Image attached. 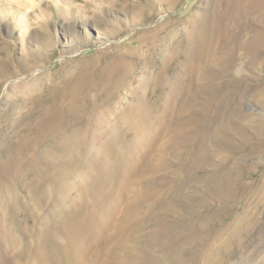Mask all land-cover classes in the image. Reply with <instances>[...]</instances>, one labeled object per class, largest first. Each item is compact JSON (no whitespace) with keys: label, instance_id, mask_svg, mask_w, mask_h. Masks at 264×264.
Segmentation results:
<instances>
[{"label":"bare ground","instance_id":"1","mask_svg":"<svg viewBox=\"0 0 264 264\" xmlns=\"http://www.w3.org/2000/svg\"><path fill=\"white\" fill-rule=\"evenodd\" d=\"M184 24L159 64L146 53L139 77L124 67L103 79L105 100L59 96L0 158V264H233V246L252 258L264 171L252 178L250 162L264 157V117L245 102L264 106V85L237 75L264 65V0H207Z\"/></svg>","mask_w":264,"mask_h":264},{"label":"rangeland","instance_id":"2","mask_svg":"<svg viewBox=\"0 0 264 264\" xmlns=\"http://www.w3.org/2000/svg\"><path fill=\"white\" fill-rule=\"evenodd\" d=\"M206 1L0 0V158L7 161L6 155L16 153L14 144L27 135L26 127L38 126L42 113L50 106L53 109L59 96L75 94L84 103L105 100L108 89L98 87L103 79L112 78L116 83L124 67H132L139 77L147 64L146 53L159 64L162 48L181 31L191 13L204 10ZM237 78L243 85H264V65L242 68ZM117 92L113 99L116 114L129 100L125 87ZM262 106L252 99L245 102L246 110L255 116L264 117ZM103 118L108 122V116ZM101 138L105 135L94 136V153ZM251 145L257 146L258 140L252 138ZM252 160L251 177L256 178L264 171V165H259L264 164V157ZM18 192L22 197L29 194L23 187ZM240 207L241 202H235L224 221H231ZM262 209L257 211L262 234L254 228L257 224L251 230L253 239L248 247L252 258L233 246V264H262L264 205ZM159 214L146 224L145 242L154 234V223L167 212Z\"/></svg>","mask_w":264,"mask_h":264}]
</instances>
